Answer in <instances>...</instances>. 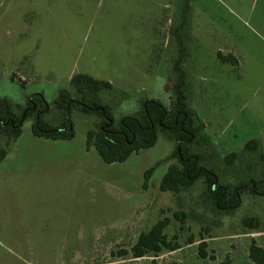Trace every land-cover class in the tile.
<instances>
[{
    "label": "rangeland",
    "instance_id": "1",
    "mask_svg": "<svg viewBox=\"0 0 264 264\" xmlns=\"http://www.w3.org/2000/svg\"><path fill=\"white\" fill-rule=\"evenodd\" d=\"M189 1L182 72L186 105L206 139L202 166L220 180L252 183L264 176L257 155H242L232 169L222 160L241 154L249 141L264 157V0ZM183 6L184 0H0V101L24 108L40 97L47 107L41 123L67 124L73 134L67 142L36 139L25 120L14 143L4 147L0 140V264H218L225 257L251 264L250 240L264 246V234L248 235L242 226L254 219L264 233V194L245 193L231 213L205 214L200 224L188 215L181 226L174 213L202 210L194 207L199 187L177 196L158 192L174 163L167 160L173 144L158 135L151 149L105 166L85 149L99 118L52 108L69 80L83 75L111 86L97 98L114 124L137 116L144 103L171 110L169 31ZM217 54L235 65L221 64ZM163 219L167 241L175 238L180 250L156 259L116 258ZM188 238L194 244L184 247ZM199 239L213 261L197 257Z\"/></svg>",
    "mask_w": 264,
    "mask_h": 264
},
{
    "label": "trees",
    "instance_id": "2",
    "mask_svg": "<svg viewBox=\"0 0 264 264\" xmlns=\"http://www.w3.org/2000/svg\"><path fill=\"white\" fill-rule=\"evenodd\" d=\"M189 0H184V6L180 14L179 25L169 31L172 38V45H175V60L171 71L176 80L172 85L174 105L171 110L162 108L159 104L150 102L144 103L140 113L132 118L122 119L114 124L111 116L101 107L97 94L101 91H110L108 83L95 81L87 76L76 75L68 82L66 90H61L52 102V108L61 114L69 113L75 109L84 115H95L99 122L94 131L86 134L85 149H92L101 163L105 166L122 164L131 155L151 149L158 135H161L168 143L174 145V150L168 161H174L162 177L158 192L161 194H188L196 187H199V196L195 208L201 207L202 215L195 216L190 210L189 214L177 212L172 215L173 220L183 225L187 216L196 220L199 224L203 222V215L218 216L222 213L229 214L239 204L241 195L264 194V176L262 173L252 183L248 180L241 183L220 180L216 172L203 168V157L200 148L205 144L203 136V125L196 115L189 110L184 97L185 85L183 83V64L187 60V52L184 47L185 34L189 26L188 5ZM216 60L221 64L235 65L231 57H220ZM46 106L40 97H34L24 108L0 101V140H3L4 147L14 143L20 135L22 121H32L31 135L36 139L57 142L70 141L73 137L72 131L67 124L59 127H50L41 123L40 118L45 113ZM244 155H257L259 163H264L259 143L249 141L243 147L241 154L227 155L223 160L225 169H232L236 159ZM243 156V157H244ZM5 157V151L0 149V162ZM153 169L146 171L143 175L142 190L146 189ZM167 219L159 220L146 233H141L136 238L134 245L128 252L120 251L116 254L117 259H124L127 256L132 261H139L146 258L156 259L163 254L177 252L181 248L175 244V238L167 241L164 235L168 227ZM242 226L249 231V234H264L257 232L258 223L254 219L245 220ZM183 230L179 228V231ZM207 230H204L206 232ZM254 232V233H253ZM247 235V234H245ZM264 237V236H263ZM192 238H188L184 247L193 245ZM206 243L199 239L197 245V257L200 260L209 259L205 252ZM247 259L251 264H264V246H256L254 240H250L247 249ZM218 264H231L228 257Z\"/></svg>",
    "mask_w": 264,
    "mask_h": 264
},
{
    "label": "crops",
    "instance_id": "3",
    "mask_svg": "<svg viewBox=\"0 0 264 264\" xmlns=\"http://www.w3.org/2000/svg\"><path fill=\"white\" fill-rule=\"evenodd\" d=\"M264 158V157H263Z\"/></svg>",
    "mask_w": 264,
    "mask_h": 264
}]
</instances>
